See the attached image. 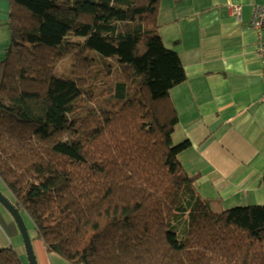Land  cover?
I'll list each match as a JSON object with an SVG mask.
<instances>
[{"label": "trees", "instance_id": "obj_1", "mask_svg": "<svg viewBox=\"0 0 264 264\" xmlns=\"http://www.w3.org/2000/svg\"><path fill=\"white\" fill-rule=\"evenodd\" d=\"M9 1L0 191L48 255L264 264V205L214 209L179 159L170 92L186 72L157 32L160 0ZM0 264L25 263L8 246Z\"/></svg>", "mask_w": 264, "mask_h": 264}, {"label": "crops", "instance_id": "obj_2", "mask_svg": "<svg viewBox=\"0 0 264 264\" xmlns=\"http://www.w3.org/2000/svg\"><path fill=\"white\" fill-rule=\"evenodd\" d=\"M264 0H160L157 32L176 51L186 81L170 92L179 159L216 210L264 205V59L251 23ZM9 0H0V65L10 46ZM264 37V32L262 33ZM34 237V238H33ZM33 239L39 264H65ZM23 237L0 203V249L27 264Z\"/></svg>", "mask_w": 264, "mask_h": 264}, {"label": "water", "instance_id": "obj_3", "mask_svg": "<svg viewBox=\"0 0 264 264\" xmlns=\"http://www.w3.org/2000/svg\"><path fill=\"white\" fill-rule=\"evenodd\" d=\"M0 203L10 213L23 237L25 252L28 257L29 264H39L34 252L31 236L19 210L1 191Z\"/></svg>", "mask_w": 264, "mask_h": 264}, {"label": "built area", "instance_id": "obj_4", "mask_svg": "<svg viewBox=\"0 0 264 264\" xmlns=\"http://www.w3.org/2000/svg\"><path fill=\"white\" fill-rule=\"evenodd\" d=\"M251 26L259 32L258 49L264 59V37L262 34L264 32V5L256 8Z\"/></svg>", "mask_w": 264, "mask_h": 264}, {"label": "rangeland", "instance_id": "obj_5", "mask_svg": "<svg viewBox=\"0 0 264 264\" xmlns=\"http://www.w3.org/2000/svg\"><path fill=\"white\" fill-rule=\"evenodd\" d=\"M66 62H70V60L68 59V60H66L65 61V63H63L62 65H60L59 67H58V71L60 72V73H62V72H64V69H66L67 68V63ZM62 71V72H61ZM4 208V207H3ZM5 209V208H4ZM7 211V210H6ZM9 213V212H8ZM10 214V213H9ZM12 217V216H11ZM25 221H26V224H27V227H28V230H29V233H31L32 234V236L35 234V231L33 230V225H32V223H31V221L29 220V218L27 217V216H25ZM23 245H24V242H23ZM25 259H26V262L29 264V261H28V257H27V255L25 256Z\"/></svg>", "mask_w": 264, "mask_h": 264}]
</instances>
